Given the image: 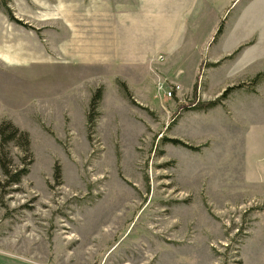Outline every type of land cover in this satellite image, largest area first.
Returning <instances> with one entry per match:
<instances>
[{
    "label": "rangeland",
    "instance_id": "1",
    "mask_svg": "<svg viewBox=\"0 0 264 264\" xmlns=\"http://www.w3.org/2000/svg\"><path fill=\"white\" fill-rule=\"evenodd\" d=\"M91 1L0 0V128L30 141L0 134L1 160L28 169L0 188V264H264V200L231 170L236 156L264 165V76L251 84L264 55L248 69L241 52L227 59L235 5L158 0L165 47L149 77H127L69 56L88 35L115 39L83 17ZM109 1L119 25L125 0ZM239 103L253 120L237 119Z\"/></svg>",
    "mask_w": 264,
    "mask_h": 264
},
{
    "label": "crops",
    "instance_id": "2",
    "mask_svg": "<svg viewBox=\"0 0 264 264\" xmlns=\"http://www.w3.org/2000/svg\"><path fill=\"white\" fill-rule=\"evenodd\" d=\"M225 3L229 4V10L234 5L236 8L233 14L230 13L229 41L234 44L236 50L243 47L241 53L239 52L243 57L237 68H251L255 62L261 59L258 55L261 53L262 57L264 55V0H227ZM97 8L98 6H95L92 0L83 17L87 18V21L90 20V28L94 30L109 29L115 31V39H95L88 35L85 44L79 45L69 56L80 59L82 63L93 67V69L103 70L108 68L114 71L121 69L118 70L119 74L127 77L140 74L142 70H145L146 75L149 77L155 58L157 59L159 51L165 47L159 45L158 42V0H125L122 16L119 17V25L117 21L111 22L110 20L109 0H102L100 11L95 13L94 11ZM96 18H100L101 22L95 20ZM164 27L167 30L163 31L168 34V40L171 41L174 32L172 16H170L169 21L167 17L165 18ZM223 30L218 38L223 37L226 33V31L223 33ZM108 34L114 36L112 33L107 32L106 35ZM259 73L264 74V72ZM230 78L233 79L232 76ZM130 81L133 80H128V82ZM245 94L253 95L252 92ZM243 104H237L235 111L237 119L240 122L247 123L249 120H253V117L247 114L243 115L242 111H247L250 106L246 103L244 108ZM246 117H250V119ZM262 120V123H264V118ZM263 150L264 143L258 147V151L262 152ZM239 158L241 159L239 160ZM231 170L236 184L239 180L246 181L245 187L252 189L251 201L264 200V165L260 166L258 157L236 156V165ZM260 174L262 177L259 182L257 180H259Z\"/></svg>",
    "mask_w": 264,
    "mask_h": 264
},
{
    "label": "trees",
    "instance_id": "3",
    "mask_svg": "<svg viewBox=\"0 0 264 264\" xmlns=\"http://www.w3.org/2000/svg\"><path fill=\"white\" fill-rule=\"evenodd\" d=\"M19 24H21L19 22ZM22 25V24H21ZM222 23L220 24V26L218 27L217 33L214 37V40L216 41L217 38L221 35L222 33ZM243 49V47L238 48L236 51L233 52V54H231L227 59H232L234 58L241 50ZM264 76L262 73L257 74L253 80L251 81V84H256L258 82V80L260 79V77ZM239 87H229L227 88L223 94L217 98L215 101H210V102H206V103H201V104H194V108L196 110H208V109H212L215 108L216 106H218L227 96L228 93H230L231 91L237 89ZM101 100V89H97L96 92L94 93V95L91 98L90 101V108L92 109L94 107L95 104H97L99 101ZM191 106V105H190ZM87 119L90 121L92 119L91 113H88L87 115ZM11 130L8 132L6 129L4 128H0V134H2L3 137V141L5 142H9L11 140H13V138H15L20 132L18 129H16L15 127L11 126L9 127ZM8 137H7V135ZM10 136V137H9ZM20 137L23 140V146L25 148L26 152H29V147H30V141H29V136L28 134L22 132L20 133ZM171 144L174 145H178V146H183L185 148H190L189 146H187L186 144L177 141V140H166ZM191 150V149H190ZM195 151H197V149H195ZM0 171L1 174L4 178V182L1 183L0 182V188H2L3 190L5 189H10L12 186H16L19 185L21 180L28 174V169L26 167H23L19 170H11L9 169L8 165L1 160L0 157Z\"/></svg>",
    "mask_w": 264,
    "mask_h": 264
},
{
    "label": "built area",
    "instance_id": "4",
    "mask_svg": "<svg viewBox=\"0 0 264 264\" xmlns=\"http://www.w3.org/2000/svg\"><path fill=\"white\" fill-rule=\"evenodd\" d=\"M159 59H161V58H159ZM167 95L170 97L171 96L170 92Z\"/></svg>",
    "mask_w": 264,
    "mask_h": 264
},
{
    "label": "bare ground",
    "instance_id": "5",
    "mask_svg": "<svg viewBox=\"0 0 264 264\" xmlns=\"http://www.w3.org/2000/svg\"><path fill=\"white\" fill-rule=\"evenodd\" d=\"M23 48V47H22Z\"/></svg>",
    "mask_w": 264,
    "mask_h": 264
}]
</instances>
